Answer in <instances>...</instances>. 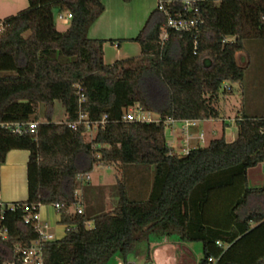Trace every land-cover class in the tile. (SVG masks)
Segmentation results:
<instances>
[{
  "label": "trees",
  "instance_id": "16d2710c",
  "mask_svg": "<svg viewBox=\"0 0 264 264\" xmlns=\"http://www.w3.org/2000/svg\"><path fill=\"white\" fill-rule=\"evenodd\" d=\"M163 1L170 16L182 12L183 0ZM27 2L24 11L0 22V168L8 152H28L27 198L0 218L8 231L0 241V264L38 237L23 223V205L61 206L57 224L65 235L43 244V264H106L114 256L127 264L139 245L169 236L199 243L197 264L209 257L217 264H264V187L249 188L246 177L264 163V117L238 114L233 141L222 135L185 155L168 146L164 125L166 119L220 118L222 85L243 86L237 55L246 52L244 41L264 40V0L202 3L191 14L197 27L169 30L163 43L167 16L155 8L130 40L140 54L112 65L104 64L103 48L114 41L87 37L104 11L100 0ZM64 11L71 19L60 31L55 20ZM58 106L63 120L54 119ZM133 106L159 123L124 122ZM79 115L90 122L105 118L91 140L83 127H69ZM30 121L37 122L34 135L4 126ZM96 164L153 167L146 199H130L128 186L118 181L111 211L90 218L86 211L67 212L82 205L78 177Z\"/></svg>",
  "mask_w": 264,
  "mask_h": 264
},
{
  "label": "rangeland",
  "instance_id": "374dc122",
  "mask_svg": "<svg viewBox=\"0 0 264 264\" xmlns=\"http://www.w3.org/2000/svg\"><path fill=\"white\" fill-rule=\"evenodd\" d=\"M27 7V0H0V22L15 17ZM137 13L140 14L138 9L136 10ZM149 14L145 17V21ZM55 24L60 31L67 28V24L63 25L57 19ZM244 47L246 52L237 55V63L245 68L243 86L240 88L238 85H232L229 93L219 94L217 107L220 111V118L204 125L208 134L204 133L203 142L199 144L200 147H206L210 141L221 138V125L225 127L230 125V119L234 120L235 116L242 111L247 116H264V40L247 39L244 41ZM121 48V51L125 53L119 51L116 43H107L103 49L105 62L112 65L116 60L121 61L137 57L140 54L138 44H135V46L128 44V46H122ZM150 117L152 119L157 118L154 114H150ZM38 118L40 121L43 120L42 111H39ZM54 119L63 120V110L60 106L57 107ZM174 126L176 129L175 136L171 135L170 130L165 129L166 142L174 147L178 154H182V148H179L182 133L178 124ZM213 129L214 134H211L210 132ZM94 134L95 132H92L90 137H86V140H90ZM223 136L227 142L233 141L236 136L235 128L232 126L225 130ZM153 169V167L144 168V166L120 168L117 166L94 165L92 171L88 174V180L83 179L80 182L81 187H83L82 192L80 188L77 191L79 197L84 196L86 216L90 218L103 214L115 207L118 181H123L128 186V197L130 199H146L153 178ZM258 169L249 171L248 178L251 187L264 186V182L261 183L258 179H254L253 173L257 172ZM80 202L83 203V200L80 199ZM70 213H72V210ZM52 232L54 237L59 236L57 233L58 228H52ZM201 257V245L199 243L184 244L179 242L176 236H169L162 239L150 238L148 245L142 243L138 246L136 253L128 257L127 264H162L163 262L166 264H173V262L177 264H194ZM117 262L118 259L113 257L106 264H117Z\"/></svg>",
  "mask_w": 264,
  "mask_h": 264
},
{
  "label": "crops",
  "instance_id": "0c3cea01",
  "mask_svg": "<svg viewBox=\"0 0 264 264\" xmlns=\"http://www.w3.org/2000/svg\"><path fill=\"white\" fill-rule=\"evenodd\" d=\"M100 1L104 6V11L100 15V17L94 22V24L90 26V28L88 29L87 37L89 39L114 41V43L117 44V48L119 49V51L122 50L121 48L122 46H128V44H130V46H135L136 43L131 42L130 40L136 37V35L138 34V32L145 23V17L154 9V7L157 8L158 5V0H130L128 3H124L121 0H100ZM137 9L139 10L140 13L139 15L138 13L136 14ZM107 43L109 42H106L104 46ZM121 53H125V52L121 51ZM103 61L105 65H109L104 60V50H103ZM242 113L245 114L243 111L240 112V114ZM255 117H264V116H255ZM212 121L215 120L197 122V124L194 127H191L189 129V135H190L188 139L189 149L198 147L199 144L203 142L204 133L208 132L204 128V125L207 122H212ZM230 121H231L230 125H227L226 127L221 125L222 135H224L225 130L231 128L232 126L235 128L236 131V127L235 125H233V123H235L234 120L230 119ZM220 122H222V120H220ZM172 129L173 131L170 130V133L172 136H175L176 134L175 126L172 127ZM210 133L214 134V129L211 130ZM180 140H181V144L179 145V148L181 149L183 148V143L185 142L186 137L182 134ZM172 148L174 149V147ZM174 152L177 153L178 151H175L174 149ZM27 162H28V152L26 151L13 150L8 152V154L6 155L5 163L0 168V195L3 201L7 203H14V202H21L26 200ZM257 168H259L258 171L253 173L254 179H258V181H260L261 183L264 182V163H262L247 171V175H246L247 186L252 189L264 187V186L251 187L249 185V178H248L249 171L255 170ZM80 190L81 192L83 190V187H81V185H80ZM79 198L83 200L81 208L83 209V211H85L84 196H80ZM49 207H51V209H49ZM38 213L40 216V220L43 223L48 224L49 227L48 232L50 234L54 235L52 232V228H58L57 233L59 236H55V240H59L64 237L65 228L64 226H60L57 224L58 214L52 206H40L38 208ZM114 257L118 259L117 264H122V260L120 257L118 256H114ZM197 263L194 262V264ZM162 264H166V263L163 262ZM173 264H177V263L173 262Z\"/></svg>",
  "mask_w": 264,
  "mask_h": 264
},
{
  "label": "built area",
  "instance_id": "2783aa9c",
  "mask_svg": "<svg viewBox=\"0 0 264 264\" xmlns=\"http://www.w3.org/2000/svg\"><path fill=\"white\" fill-rule=\"evenodd\" d=\"M170 0H167L169 2ZM222 1L226 0H183L182 1V12L175 16H170L167 11L164 9V1L158 0L157 8L158 10L162 11L166 16V24L161 30V34L159 36V40L161 43L165 42L167 39V33L169 30L181 33L191 32L197 27L198 20L191 17V14H195L198 10L200 4L209 2L213 5H218ZM56 19L59 23L65 25L68 24L69 20L71 19V14L69 12H62L56 16ZM78 91L77 94L80 97V102H83V96L81 95V90L78 86H76ZM231 90L228 84L222 85V91L224 93H229ZM105 118L103 117L99 122H90L84 115H79V118L76 122L70 123L69 127L73 130L77 129L79 126L84 128L85 136L90 137L92 132H95L99 125L104 123ZM122 120L124 122H138V123H159L158 118L152 119L150 117V113L143 111L138 106L130 107L125 111L123 114ZM178 124L181 129V133L186 137L185 142L183 143V148L181 149L182 155L187 154L189 151V144L188 139L189 129L194 127L197 124V121L193 120H182V121H175L172 119H166L164 121V125L168 130L173 131L172 127ZM235 125V123H233ZM8 129L18 135H34L37 128V122L30 121V122H23V123H15V124H6L4 125ZM93 137H91L92 139ZM90 139V140H91ZM201 139V137H200ZM202 141V140H201ZM172 148L171 145H168ZM89 175H81L78 177V181L82 182L83 179L88 180ZM55 211L61 209V206L54 205L52 206ZM23 211L24 218L23 223L26 225H33L34 230L38 234L36 240L31 242L29 246L24 247H16L13 251L12 258L9 262L5 264H43L42 256H43V244L47 242H51L55 240V237L48 232V224L43 223L40 220V216L38 213V208L36 206H29L23 205L20 207ZM17 209L12 203H7L3 201L0 195V218L3 217L5 212H15ZM76 212L77 214H82L81 204L79 203L76 207L70 208L67 212ZM8 231L5 228H0V241L4 242L7 240ZM219 246L220 244L217 243ZM218 259L209 257L206 260V264H217Z\"/></svg>",
  "mask_w": 264,
  "mask_h": 264
}]
</instances>
